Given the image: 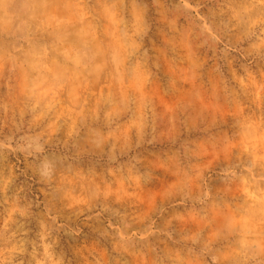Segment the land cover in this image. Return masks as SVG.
I'll return each instance as SVG.
<instances>
[{
    "label": "rangeland",
    "instance_id": "374dc122",
    "mask_svg": "<svg viewBox=\"0 0 264 264\" xmlns=\"http://www.w3.org/2000/svg\"><path fill=\"white\" fill-rule=\"evenodd\" d=\"M0 264H264V0H0Z\"/></svg>",
    "mask_w": 264,
    "mask_h": 264
}]
</instances>
